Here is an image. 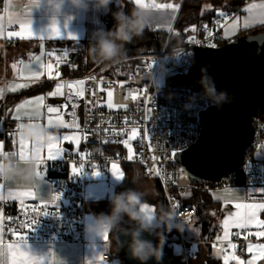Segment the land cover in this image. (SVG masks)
Here are the masks:
<instances>
[{"label": "built area", "instance_id": "2783aa9c", "mask_svg": "<svg viewBox=\"0 0 264 264\" xmlns=\"http://www.w3.org/2000/svg\"><path fill=\"white\" fill-rule=\"evenodd\" d=\"M234 17L235 14H227L212 18L203 35L191 38L183 47H171L169 33L160 51L131 57L140 62L124 76H114L106 68H94L80 78L67 76L64 67L67 63L71 65L67 46L49 51L45 56L47 76L42 81L65 87L60 98H52L46 104L47 111L49 108L57 111L47 113L52 118L62 117L71 129L78 128L84 135V150L45 165V173L50 171L47 177L52 197L60 196V199L51 204L24 205L0 201L3 241L46 245L83 243L90 211L88 185L94 173L108 176L114 165H137L145 177L156 180L166 204L177 213L174 223L183 227L191 224L197 215L195 204L182 205L185 190L212 194L232 188L247 191L264 187V115L252 119L253 138L244 148L240 164L219 181L193 184L186 168L177 160L179 153L198 141L202 114L214 107L198 95L200 91L181 87L194 65L195 49H216L240 38L241 34L224 36L225 26ZM161 65L165 69L163 73ZM0 81L6 84L19 80L3 77ZM77 82H81L79 89L69 87ZM7 129L5 122L0 140L5 141ZM74 167L80 174H72ZM44 212L55 214L44 216ZM178 230L182 239L190 242ZM223 232L224 228L219 226L216 234ZM216 234L206 243L220 249L223 260L231 245H235L236 256H245L248 244L264 243V238L247 229L232 231L230 240Z\"/></svg>", "mask_w": 264, "mask_h": 264}, {"label": "crops", "instance_id": "0c3cea01", "mask_svg": "<svg viewBox=\"0 0 264 264\" xmlns=\"http://www.w3.org/2000/svg\"><path fill=\"white\" fill-rule=\"evenodd\" d=\"M129 1L134 7H140L135 0ZM187 1L195 3L193 5L197 6V8L192 11L191 19L203 17L205 15H210L214 18L224 17L227 14H235V17L224 28V36L226 38L234 37L258 26H264V0H141V3L146 5V8L150 9L151 21L148 28L160 32H173ZM235 4L240 5L238 9L234 8ZM167 5H171L172 7H166ZM253 5L256 7H252ZM97 12H102L101 16L103 19V15L107 11H97L90 7L88 11L73 12L70 7L66 6L64 15L59 17V23L55 22V26L59 29V33L54 34L49 31L53 22L50 21L49 15L43 9H32L28 5V0H0V25H2V32H0V57L2 59V63L0 64V79L3 77L18 79L14 76L15 73L10 67L13 59L21 57L27 58L29 56L33 57L35 55L40 56L43 50L42 64L39 66V68L42 69L44 65L46 66V54L54 48L59 47L57 45L53 46L51 43H65L68 41H72L76 45L84 43L89 37L88 24L90 17L94 16ZM21 24L26 27L22 29ZM246 24L247 27H245ZM233 26L235 27L233 28ZM190 27L195 28V30L197 28L195 23H192L189 28ZM226 31L228 33L227 36L225 35ZM69 33L75 36L76 39H72ZM67 48V56H69L71 54L70 48ZM35 66L38 68L37 64ZM39 68L37 70L41 73ZM64 72L67 76L70 75L76 78L82 77L74 76L70 68L67 69L64 67ZM46 76L47 73L41 76V78H35L30 89L26 87V89L24 88L25 90L19 91L16 90L23 84L19 79V81H9L6 84L0 81V133L3 134L5 132V122H7L9 129H7L6 134H8L7 137L11 143V148L8 149L7 138H5V141L0 140V145H2V149L0 150L3 152H16L18 158H20V138L17 134V129L20 125L17 126L16 124L22 121L38 122L42 126L50 123V128H53L57 134L56 139L46 144L39 151L36 150L30 141L25 140L24 157L28 158L33 155L38 156L39 162L37 164V172L42 179L34 183H26L19 178L3 181L0 184V201H8L16 205H24L31 202L51 204L53 202V197L49 179L44 171L45 165L53 161H59L66 155L80 154L84 150V135L78 128L69 129L65 119L57 121L48 115L46 104L53 97L47 98L46 96L45 103L40 101V104L38 103L35 107H28L25 112L26 114H24L25 116L17 118V108L14 105L15 101L23 98H30L37 94L47 95L54 90L57 84L42 81ZM78 83L81 84V82H77L69 85L72 87V84ZM64 87L62 89H64ZM79 88L80 87L77 86V88L73 89L77 90ZM29 90H32L34 93L30 95H21L24 91ZM30 117L31 119H29ZM50 147L53 152L59 149V157L57 159H48ZM114 166L111 168L108 179L112 181L115 186L109 188L110 193L107 194L108 197L102 198L105 189L101 186V182L95 179V176L100 175H93L87 188L90 201L109 199L110 195L116 192L117 187L124 181L125 174L122 165ZM113 172H122L124 174L123 179L117 180L112 175ZM143 177L146 180L152 181V185L157 187L159 194L163 198L159 183L154 179L145 177L144 174ZM22 192L31 193V195H16ZM211 195L219 206L220 216L218 218V224L220 227L224 228V232L222 234H216V237L223 240H230L232 231L247 229L251 234L264 238V235H261V233H264V227L256 223V220L264 221V208L256 209L255 220L251 223L246 224L244 227L237 226V222L240 218L249 211V209L245 207L246 205L264 204V187H253L247 191L243 188H232L226 191L212 193ZM163 202L164 207H167L168 205L164 198ZM237 205L241 207L238 208ZM91 208H93V206H90L86 221H89L93 215H96ZM149 209H151L152 212L158 210L154 205H151ZM1 212L2 209L0 208V215ZM225 220L228 221L227 225L224 224ZM1 225L0 218V243L3 244L5 251L4 257L0 259H2L3 264H13V261H11L7 255V246L13 245V252L15 254L22 244L5 243L3 241ZM186 226H191L189 227L190 233H184V236L188 241L193 242V247H195L198 243L197 240L200 239V229L192 223ZM26 245L27 248L23 249L25 253L24 257L17 256L15 264H21L22 260H26L27 257L32 254L28 252V248L34 254L42 257V261H40L39 264H58L60 261H62L63 264H124L113 247L111 233L108 234L106 241L103 238L85 234V241L83 243ZM262 245H264V243L260 242L248 244L246 246L245 256H236L235 247H232V245L227 248L228 256L226 259L223 260L220 258V249L215 248L214 255L221 260L222 264H261L264 261V249L260 247ZM33 264H37V262L34 260Z\"/></svg>", "mask_w": 264, "mask_h": 264}, {"label": "clouds", "instance_id": "9594fccd", "mask_svg": "<svg viewBox=\"0 0 264 264\" xmlns=\"http://www.w3.org/2000/svg\"><path fill=\"white\" fill-rule=\"evenodd\" d=\"M113 0H28L32 9H43L50 17V21L58 22L59 17L64 15L66 6L73 12L94 10L108 11ZM115 21L113 27L108 30H98L93 33V39L88 47L91 58L97 63L119 64L128 54L127 45L134 39L141 37L148 27L151 16L150 9L146 7H135L131 11L123 10L112 13ZM211 65L201 68L199 84L201 96L208 106L222 108L224 104L230 103L231 99L227 90H217L214 78L209 75ZM161 73L165 71L163 65ZM17 129L20 139L30 141L37 149L56 139L53 128L44 127L38 122H21ZM38 156H31L21 160L15 152H0V180L8 181L19 178L26 183H34L42 179L37 172ZM145 193L136 189L128 188L119 193L113 192L109 197L110 211L93 215L85 222L84 232L88 236L103 238L104 234L123 230L130 236L127 242V250L131 258L147 264L151 259L159 262L162 256L161 233L157 230L163 227L170 231L173 227L183 228L180 223H174L178 217L174 208L161 205L156 212L146 207ZM127 224V229L122 225ZM156 233L160 237V243L154 244L144 237V233Z\"/></svg>", "mask_w": 264, "mask_h": 264}, {"label": "water", "instance_id": "95a60500", "mask_svg": "<svg viewBox=\"0 0 264 264\" xmlns=\"http://www.w3.org/2000/svg\"><path fill=\"white\" fill-rule=\"evenodd\" d=\"M69 58V63L76 65L80 54L73 52ZM89 59L93 60L90 55ZM205 65H211L208 73L217 90H227L231 102L204 111L198 141L177 155L193 184L219 181L239 165L244 148L253 138L252 119L264 115V34L240 37L216 49L196 48L194 65L181 87L202 92L200 70ZM143 235L155 244L154 233ZM129 240L123 230L116 235L115 247L120 258L124 264H140L128 253ZM147 264H173V261L162 250L159 262L151 259Z\"/></svg>", "mask_w": 264, "mask_h": 264}, {"label": "trees", "instance_id": "16d2710c", "mask_svg": "<svg viewBox=\"0 0 264 264\" xmlns=\"http://www.w3.org/2000/svg\"><path fill=\"white\" fill-rule=\"evenodd\" d=\"M193 4L195 3L189 1L185 3L173 32L171 33L160 32V31L151 30L147 27L144 31V34L141 37L136 38L135 44L131 46V49L128 48L130 50H128L127 57L134 55L151 54L160 51L163 48L169 33L171 34L169 38V45L171 47L185 46L189 41L188 37L190 36L191 31L189 32L188 28L192 23H195L197 27L196 30H194V36L192 38L195 39L200 38L204 33V29L210 25L211 19L213 17H211L210 15H205L203 17H197L191 19L192 11H194L197 8V6ZM234 6H235L234 8L238 9L240 5L235 4ZM133 8L135 7L129 0H113V3L109 6L110 10H108L103 15V21L105 23L104 29L108 30L113 27L115 23L112 15L113 12L121 11V10L128 12ZM259 34H264V26H258L249 29L247 31H244L241 33V37L255 36ZM88 42L89 41L86 40L82 44H86V46L88 47L90 45V43ZM51 44L53 46L57 45L59 47L66 45L69 48L82 45L81 43L79 45H76L72 41H68L65 43L53 42ZM75 52H78L80 54V59L77 62V64L71 66L67 63V65H65V68L72 69L74 76H82L86 71L90 72L94 68H96V66H98L93 62V60L89 59L87 50L84 49L82 50L81 48H79ZM139 62L140 60L131 61L129 63V66L125 74L129 73L133 69V67ZM111 73L114 76H118L112 71ZM31 93L34 92H32V90H29V91H24L21 95L22 96L30 95ZM2 135L3 134L0 133V137ZM7 135L8 134H6L5 137L7 138V140L6 139L5 140L7 141V146H8L7 148L10 149L11 143ZM47 174H50V171H48ZM127 177H128V173L125 174V180L117 187L116 190L117 193L129 188L126 184ZM161 199L160 197L158 199L160 203L158 205L159 207L161 205L164 206L163 198L161 197ZM181 201H182V205H184V203H193L197 206V215L194 218L192 224L196 227H199L200 239L197 240L198 243L196 244L195 247H193V244L191 242H185L182 239V236L177 228L173 227L170 231L161 228L158 229L157 231L162 235L161 236L162 250L166 252L168 255H170L173 264H222L221 260L216 258L214 255L215 247L209 243H206L215 236L217 228L219 227L218 218L220 216V212H219L218 203L214 200L211 193L197 192L191 190H185L184 194L181 197ZM89 203L91 204L90 206H93V208L95 209L96 215H98L101 212L108 213L110 211L109 199L93 201V202L89 200ZM121 227L122 229H124V228H128L129 225L123 224ZM119 231L111 233V238L112 240H114V243H115V237ZM154 235H155V244L160 243V237H158L156 233H154ZM176 246L180 247V251L177 252L175 250ZM117 253L118 256L120 257L118 251ZM261 264H264V261Z\"/></svg>", "mask_w": 264, "mask_h": 264}, {"label": "rangeland", "instance_id": "374dc122", "mask_svg": "<svg viewBox=\"0 0 264 264\" xmlns=\"http://www.w3.org/2000/svg\"><path fill=\"white\" fill-rule=\"evenodd\" d=\"M131 11V10H129ZM105 12V10H104ZM102 12H97L95 13L94 16L90 17V21L88 24V29H89V37H88V43L92 42L93 39V33L104 29L105 23L102 19L101 16ZM105 30V29H104ZM190 33V36L188 37V40H190L193 36H194V30L195 28L190 27L188 28ZM135 40H133V42L129 45H127V48L131 49V46H133V44H135ZM89 47V46H88ZM88 47L86 46V44H82L81 46H75V47H70V53L75 52L77 49L81 48L82 50H88ZM128 49V50H130ZM44 51L42 50V52L39 55H35V56H29L27 58H17V59H13L10 67L13 69L14 71V76L17 77L20 81L23 82V84H21L22 86L19 87L16 91L19 90H25L26 87L27 89H30L31 86L33 85L32 82L33 80H35V78H41V76H44L45 73H47L46 70V66L43 63V68L40 69L39 66L42 64V56H43ZM42 54V55H41ZM137 56H141V55H134V56H130V57H126L121 63L119 64H109V63H105V64H101V63H97L96 68H106L108 70H111L112 72H114L115 74H117L118 76H124L127 68L129 66V63L133 60H138V59H130L131 57H137ZM0 63H2V59L0 57ZM37 64L38 68L41 70V73H39V71L37 70L38 68L35 66ZM89 71H86L82 76H84L85 74H87ZM161 80V79H160ZM77 86L81 87V84H72L73 88H77ZM25 88V89H24ZM56 90V86L54 88V90L50 93H48L47 95L45 94H37L34 96H31L30 98H23L20 100L15 101L14 105L17 108V117H24L26 114V109L30 106H36L38 105V103L40 104V101H43V103H45L46 100V96L47 98L49 97H53V98H60L62 95H51V93H53ZM64 89H62L61 91L63 92ZM42 98V99H41ZM13 105V106H14ZM14 107V108H15ZM57 121H62L61 119H63L62 117H58V118H54ZM24 122V121H22ZM68 127V125H67ZM69 128V127H68ZM71 129V128H69ZM123 168V172L124 174L128 173V177H127V186L129 188H136L142 192L145 193V202L147 203V205L150 207L151 205H154L156 208H159V197L161 199V195L159 194V191L157 189V187L152 185V181L146 180L143 177V170L137 166V165H122ZM95 179H97L99 182H101V186L105 189L104 191V196L102 198L108 197L107 194L110 193V187L115 186L114 183H112V181H110L108 179V176H95ZM125 180V177H124ZM105 184V185H104ZM162 200V199H161ZM94 213H95V209L91 208ZM189 227L191 226H184L182 228L183 233L189 234ZM191 229V228H190ZM113 247L115 248V243L113 240ZM175 250L178 252L180 251V247L176 246ZM117 252V250H116ZM118 254V253H117Z\"/></svg>", "mask_w": 264, "mask_h": 264}, {"label": "snow or ice", "instance_id": "6c2138e0", "mask_svg": "<svg viewBox=\"0 0 264 264\" xmlns=\"http://www.w3.org/2000/svg\"><path fill=\"white\" fill-rule=\"evenodd\" d=\"M135 2L137 3V5H139L140 7H147L146 5H143L141 3V0H135ZM157 7H163V6H157ZM166 7H172L171 5H167ZM252 7H256L255 5H253ZM26 26L21 24V28H25ZM235 26H233L234 28ZM245 27H247V24L245 25ZM49 31H51L52 33H59V29L55 26V21H53L52 23V26L50 27ZM0 32H2V25H0ZM70 37L72 39H76L75 36H73L71 33H69ZM225 35L227 36L228 33L227 31L225 32ZM64 87L63 84H57L56 85V90L51 93V95L55 96V95H63V92L61 91L62 88ZM69 87H71V85H69ZM109 95H111V93H109ZM42 99V98H41ZM57 110L54 109V108H49L48 109V112L49 113H53V112H56ZM19 118V117H17ZM31 119V117L29 118ZM44 127H51V124L49 123L48 125H45ZM25 143L26 141L25 140H22L20 139L19 140V146H20V153H19V157L21 160H23L25 157H24V146H25ZM0 149H2V145H0ZM41 149V148H40ZM40 149H37V151H39ZM0 152H3L2 150H0ZM16 153V152H15ZM17 154V153H16ZM59 149L56 150V152H53L51 150V147L49 148V154H48V159L49 160H54V159H57L59 157ZM115 167V166H114ZM72 174L73 175H76V174H80L79 173V170L76 169L75 167L72 169ZM99 173H94V175H98ZM39 175V173H38ZM112 175L117 179V180H122L123 179V173L122 172H113ZM17 196H24V195H31V193H17L16 194ZM57 199H60V196H57V197H54L53 200H57ZM146 207H149L148 205H146ZM237 207H241L240 205H237ZM246 208L249 209V211L243 216L240 218V220L237 222V226L238 227H244L246 224H249L251 223L253 220H255V217H256V209L257 208H264V204H261V205H246L245 206ZM50 214H55V213H49V212H44L43 215L44 216H48ZM38 223V222H36ZM256 223L262 227H264V221H259V220H256ZM224 224L227 225L228 224V221L225 220L224 221ZM227 235V233H226ZM261 235H264V233H261ZM108 238V234L105 233L104 236H103V239L106 241ZM23 240L27 241L26 240V237L22 238ZM232 247H235V245H233ZM262 249H264V245L260 246ZM8 248V251H7V255L9 257V259L11 261H13V264H15V260H16V257L17 256H20V257H24L25 253L23 251V249L27 248V245L26 244H22L19 246V250L15 252H13V245H8L7 246ZM28 252L29 253H32L31 255H29L27 257L26 260H22L21 261V264H33V261L35 260L37 262V264H39L40 261H42V257L39 256V255H36L34 254L33 252H31L28 248ZM5 255V251H4V246L2 243H0V258L4 257ZM0 264H3L2 262V259H0ZM58 264H63L62 261L58 262Z\"/></svg>", "mask_w": 264, "mask_h": 264}]
</instances>
